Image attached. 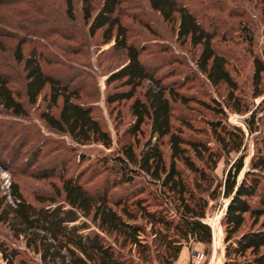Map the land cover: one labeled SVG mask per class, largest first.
I'll return each mask as SVG.
<instances>
[{"label":"trees","instance_id":"trees-1","mask_svg":"<svg viewBox=\"0 0 264 264\" xmlns=\"http://www.w3.org/2000/svg\"><path fill=\"white\" fill-rule=\"evenodd\" d=\"M122 1L0 0V37L17 40L14 53L16 62L23 66L27 100L25 104L16 98L10 74L0 69L3 111L26 117L28 105L34 106L48 90L49 108L41 116L51 129L80 145L101 143L113 147L112 135L83 102L80 90L46 72L42 59L45 42L36 39L62 36L63 27L80 17L92 37L100 33L103 43L113 41L112 49L125 58L107 78V84L115 87L105 100L109 106L130 103L134 118L127 130L134 142L122 144L111 158L117 175L115 186L108 183L104 190L94 192L80 183V177L62 174L65 204L55 197L38 195L40 206L27 201L16 183L11 185L13 203H9L0 187V222L11 225L17 237L25 236L27 246L41 253L44 264H177L185 245L212 244L213 229L205 219L211 201L223 196L229 200L221 221L226 258L223 264H264V138L241 180L243 154L223 181L213 178L223 156L242 153L246 147V131L232 124L228 113L244 115L251 111L246 98L236 94L238 82L228 58L217 50L215 33L178 0L146 1L164 23L173 24L178 41L189 42L198 50L194 53L196 72L204 76V83L209 87L224 85L229 90L223 100L213 97L203 102L213 114L206 120L215 142L212 146L201 138H187L182 126L175 128L173 102L185 105L190 99L176 90V82L166 84L143 63L145 48L130 40L129 27L123 23ZM262 10L264 22V5ZM27 45L33 49L26 56ZM263 75L264 58L255 57V98L264 96ZM256 115L252 112L246 119L249 134L259 132ZM180 121L191 126L187 118ZM165 143L169 156L163 148ZM2 145L0 162L5 161L9 147L6 142ZM183 169L193 173L194 179L185 178ZM136 177L144 179L139 188L121 197L111 194V188L133 184ZM81 217L89 219L99 231L90 230ZM249 219L252 223L247 228ZM127 247L136 256L125 252ZM0 250L7 264H12L18 250L2 242Z\"/></svg>","mask_w":264,"mask_h":264},{"label":"rangeland","instance_id":"rangeland-1","mask_svg":"<svg viewBox=\"0 0 264 264\" xmlns=\"http://www.w3.org/2000/svg\"><path fill=\"white\" fill-rule=\"evenodd\" d=\"M146 1H122V12H125L123 23L129 27L130 40L145 48L142 61L156 76L161 77L166 84L176 82V90L190 99L185 105L173 102L175 128L182 126L181 130L187 138H201L215 146L206 122L213 114L203 102H209L213 97L223 100L228 96L229 90L224 85L209 87L204 83V76L196 72L194 53L198 50L189 42L178 41L173 24L164 23L149 8ZM178 1L196 13L206 29L215 33L217 50L228 58L231 73L238 82L239 90L236 94L242 99L246 98L250 104L251 111L247 114L228 113L229 121L246 131L245 150L242 153L232 152L228 157L223 156L213 171L214 180L223 181L232 164L243 154L245 167L238 177L241 180L244 173L250 169V159L257 153V148L262 146L264 138V102L261 103L264 96L254 97L255 88L252 81L254 58H264V0ZM62 32L63 35L59 37L36 38L45 42L42 59L46 72L80 90L83 102L92 108L93 115L101 122L102 127L110 132L114 145L110 149L101 143L80 145L73 142L68 135L51 129L41 116L42 112L49 108L48 90L42 93L34 106L28 105L29 114L26 117L14 116L0 108V138L4 140H0L1 151H4V142L9 145L4 153L5 161L0 162V187L9 203H13L11 185L16 183L27 201L36 206L41 205L36 199L38 195L55 197L58 203L65 204L62 174L80 177V183L88 190H104L106 184L111 186L117 177L113 173L115 163L112 162V156L122 144L134 142L127 134L134 120L129 111L130 103L109 106L105 100L108 92L115 87V84H107V78L111 70L122 64L125 58L121 52L112 49L113 41L103 43L100 33L92 37L80 17L77 22L64 26ZM36 39L32 40L37 43ZM16 44V39L0 37V69L10 74V86L15 90L16 98L27 104L23 66L15 59ZM32 49L30 45L24 46V54L27 56ZM148 84L145 82V85ZM252 112L257 114L259 132L249 134L245 122ZM182 118H187L191 126L182 125ZM145 130L148 134L147 126ZM163 148L169 156L168 144L165 143ZM104 159H107L106 162ZM12 167L15 170H11ZM183 173L185 178L194 179V174L187 169H183ZM136 180L133 184L111 188V194L115 198L125 196L132 189L139 188L144 179L136 177ZM150 197L153 198L152 195ZM228 201L223 196L211 201L205 219L211 225L213 234L214 230L219 228L218 239L214 234L213 242L209 246L198 243L185 245L177 264L225 262L224 228L221 221ZM80 220L86 222L90 230L99 231L89 219L81 217ZM251 223L249 219L247 228ZM25 240V236L15 235V229L11 225L0 222V243L18 250L12 264H44L41 253L28 247ZM129 249L127 247L125 252L136 256L135 251L131 252ZM0 264H7L1 250Z\"/></svg>","mask_w":264,"mask_h":264},{"label":"bare ground","instance_id":"bare-ground-1","mask_svg":"<svg viewBox=\"0 0 264 264\" xmlns=\"http://www.w3.org/2000/svg\"><path fill=\"white\" fill-rule=\"evenodd\" d=\"M4 177H6V176H4ZM215 226H216V225H215ZM217 227H218V226H217ZM219 227H220V226H219ZM218 231H219V228H218V230H217V229L214 230V234H215L216 239H218V238H217L218 235H219V234H218ZM220 231H221V230H220ZM214 234H213V235H214ZM216 243H217V242H216Z\"/></svg>","mask_w":264,"mask_h":264},{"label":"crops","instance_id":"crops-1","mask_svg":"<svg viewBox=\"0 0 264 264\" xmlns=\"http://www.w3.org/2000/svg\"><path fill=\"white\" fill-rule=\"evenodd\" d=\"M182 251H184V249Z\"/></svg>","mask_w":264,"mask_h":264}]
</instances>
